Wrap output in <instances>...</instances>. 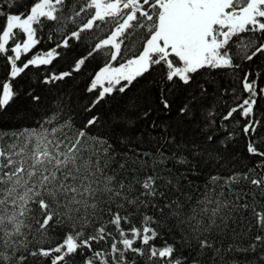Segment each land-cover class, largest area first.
I'll use <instances>...</instances> for the list:
<instances>
[{
	"label": "snow or ice",
	"instance_id": "snow-or-ice-1",
	"mask_svg": "<svg viewBox=\"0 0 264 264\" xmlns=\"http://www.w3.org/2000/svg\"><path fill=\"white\" fill-rule=\"evenodd\" d=\"M0 18V60L7 69L0 113L23 95L34 125L0 130V264H72L76 256L82 264H205V258L207 264H264V211L257 210L264 201V121L255 113L264 99V68L242 67L264 57V0H6ZM46 26L48 41L54 34L59 39L33 52ZM73 44L84 54L72 58L68 71L44 73L39 84L71 78L91 59H102L86 88L96 92L84 108L91 115L79 127L66 97L46 100L36 87L14 84L30 68L51 66ZM221 72L242 93L216 88ZM153 73L158 109L165 116L175 110V124L151 119L150 107L132 115L139 109L135 100L107 118L94 113L106 98L123 96ZM209 89L232 97L234 106L219 122L214 109L202 111ZM197 112L200 122L190 132L184 125L192 126ZM237 113L243 123L229 130ZM138 120L160 130L150 138L154 151L145 149L142 131L136 134ZM241 134L246 153L258 158L253 167L210 175L195 198L181 189V176L223 167ZM249 211L255 235L252 225L236 231L237 214ZM50 232L60 236L54 246Z\"/></svg>",
	"mask_w": 264,
	"mask_h": 264
},
{
	"label": "trees",
	"instance_id": "trees-1",
	"mask_svg": "<svg viewBox=\"0 0 264 264\" xmlns=\"http://www.w3.org/2000/svg\"><path fill=\"white\" fill-rule=\"evenodd\" d=\"M22 4L30 5L34 2V0H20ZM0 3H6V0H0ZM24 8H12L11 11H23ZM3 22V18H0V23ZM69 29H71V25H69ZM50 29L46 26L44 31L40 33L43 37L42 42L40 45L37 46L33 52L38 50H48L52 46H54L55 40L59 39L58 36L54 34V39L52 42H49L47 39V35ZM63 52L65 55L62 58H58L53 62L51 66H41L40 68H30L27 71V75L23 77L22 80L14 81V84L18 88H26L29 85L36 87L37 92H39L42 97L46 100L51 99L53 96L60 95L66 97V103L69 105L71 109V115L73 116V123L79 127L81 123L89 116L91 113H85L84 108L89 105L92 100L96 97V92L88 93L86 88L90 84V80L93 78L96 71L99 70L100 67L103 66V62L101 58H94L91 59L86 63L84 69H82L79 73H73L71 78H66L63 81H58L52 85H40L39 81L41 76L46 72H62L70 70V64L72 63L73 57H79L84 54V50L82 46H78L76 44L72 45L71 50L64 49ZM31 55V53L29 54ZM243 68H255L256 70L260 71L264 68V57L260 58L258 61L253 62L252 64H243ZM240 76L243 73H239ZM7 78V69L4 65L3 60H0V81H3ZM158 79V75L153 73L152 75H145L143 78H138L137 81L133 82L132 87L126 91L123 96L120 94H116L114 98H106L102 101L97 107L93 110L95 114L101 115L105 118L109 116V114L116 110H122L124 106L130 100H135L136 104L139 106V109L136 112H133L132 115L138 116L139 111L146 110L149 107L153 109V115L151 119H155L158 122L160 120H165L175 124L176 121V113L175 110L173 111L171 116H165L161 111L158 109V105L156 102V80ZM231 75L228 72H221L218 76L215 77V87L222 88V87H236L238 93H242V89L238 83H231ZM261 87H264V78L259 81ZM210 95L204 101V109L206 110H215L214 118L219 122L222 115H224L228 107L234 106L232 102L231 95L225 93L221 96L219 93L214 92L212 89H209ZM246 98V94L241 95V101ZM221 99L227 102L221 103ZM177 106H179V100L177 102ZM30 105L27 99L21 95L4 113H0V130H15L20 127H29L34 126L31 120L30 114ZM256 118L264 121V99H258L257 106L255 108ZM25 114L29 115L28 119H24ZM39 119V118H37ZM201 119V113L197 112L195 121L192 126H189L186 123L184 126L188 128L190 132L193 131V127L195 123H199ZM239 120L242 124L243 121L240 119L239 114H235V120L231 122L229 125V130L233 128L238 129V125L236 121ZM148 121L146 120H138L136 123L137 135L140 134V131L143 132V140H144V147L147 150L154 151L152 144L150 142V138L152 136H158L160 130L155 129L152 130L148 126ZM227 123V122H226ZM264 132V130H262ZM198 129L193 134H197ZM246 140L245 137L241 134L237 137V139L230 145V151L234 153V156L224 162V166L221 167L219 165L203 167L202 171H199L195 177L189 176L187 180H191L192 184L189 185L187 180L184 177L181 178V189L187 192L189 195H192L194 198L199 195V192L196 191L197 188L200 189V192L203 191V185L208 182V177L210 175H221V176H228L232 171H244L247 168H251L254 165V162L258 159L257 157L249 156L245 151ZM264 150V149H262ZM170 155V153H169ZM168 168H172L173 165L171 162L167 164ZM175 172V169H173ZM184 169L181 168L180 172H183ZM259 171V169H258ZM180 172H175L177 176H180ZM167 175V173H165ZM245 191H248L246 185H241ZM226 191V190H225ZM258 211H264V201L261 204L257 205ZM148 215H153L154 210L149 208L147 210ZM109 217L105 214L103 216V220L107 221ZM243 221V223L241 222ZM137 226H139L138 221H136ZM255 219L252 217L251 212H245L243 214H237V225L236 231L239 232L241 228H247L249 225H252V231L250 235L256 234L255 228ZM109 231L114 232V228L109 226ZM50 236L54 237L52 240V245L54 246L56 242L60 239V236L57 235L56 232H50ZM31 239V236L29 237ZM165 239H167V235L165 234ZM171 243V240L168 241ZM224 246L226 247L227 244L232 243V240L224 239L223 241ZM237 243L240 241L237 240ZM159 243V241H158ZM246 243V241H245ZM98 247L94 244V248ZM99 247H103V242ZM183 255L188 256L189 250H184ZM238 259H243V257H238ZM36 264H40V262H36ZM46 264V262H45ZM72 264H82L80 256H76ZM205 264H207L205 258Z\"/></svg>",
	"mask_w": 264,
	"mask_h": 264
},
{
	"label": "rangeland",
	"instance_id": "rangeland-1",
	"mask_svg": "<svg viewBox=\"0 0 264 264\" xmlns=\"http://www.w3.org/2000/svg\"><path fill=\"white\" fill-rule=\"evenodd\" d=\"M115 66V65H114Z\"/></svg>",
	"mask_w": 264,
	"mask_h": 264
}]
</instances>
